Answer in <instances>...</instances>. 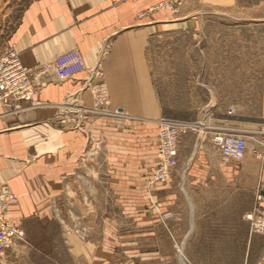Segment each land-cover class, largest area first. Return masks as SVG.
I'll list each match as a JSON object with an SVG mask.
<instances>
[{
    "label": "crops",
    "instance_id": "obj_1",
    "mask_svg": "<svg viewBox=\"0 0 264 264\" xmlns=\"http://www.w3.org/2000/svg\"><path fill=\"white\" fill-rule=\"evenodd\" d=\"M171 1L34 0L24 9L7 50L31 69L36 89L0 104V185L16 195L8 215L24 229L31 250L0 252V264H20L27 253L60 262L66 249L71 264H264V233L246 218L256 206L264 209L262 137H255L258 150H248L247 141L234 161L203 137L182 135L171 177L147 192L143 181L158 162L157 127L134 116L156 112L145 55L155 31L176 18L186 28L198 25L210 2L212 26L226 17L227 32L231 20L264 32V0H178L177 13L162 7ZM259 37L255 46L264 49ZM72 48L85 69L61 79L53 60ZM251 61L264 63V56ZM93 69L103 75L112 104L133 119L108 125L92 112L99 79ZM64 110L87 115L79 127L75 115L61 125ZM108 191L120 211L155 196L163 216L107 215ZM243 193L246 205L239 202ZM124 221L148 228L124 240Z\"/></svg>",
    "mask_w": 264,
    "mask_h": 264
},
{
    "label": "rangeland",
    "instance_id": "obj_2",
    "mask_svg": "<svg viewBox=\"0 0 264 264\" xmlns=\"http://www.w3.org/2000/svg\"><path fill=\"white\" fill-rule=\"evenodd\" d=\"M32 1L34 0H0V57L6 53L9 37L17 28L24 9ZM178 3V0H174L162 7L177 13ZM206 8L207 12H204L203 17L201 16L203 20L197 22L196 26L191 24L186 28L187 26L179 24L182 22L180 18L161 26L151 35L148 47L145 49L156 112L149 111L148 114L140 112L138 116H134L152 119L153 122L155 121L157 131L161 120L196 125L179 135L177 157L180 138L185 134H197L211 145H213L211 138L215 132L244 134L250 151L258 150L259 142H255V137L260 136L264 146V133H261L264 132V63L249 62L260 55L264 56V49L255 46V43L258 44L259 36L261 38L264 36V32L259 31L258 28L243 30L242 24L236 20H231L232 31L227 32L226 17L219 18V26H212L210 2ZM227 41L230 42L229 47ZM228 56L235 62H222ZM243 60L248 62L243 63ZM92 75L94 76L93 72ZM98 77L94 84L100 82L103 84L106 92L105 101L95 107L92 96V112L106 117L108 125L118 120L133 119V115L119 110L112 104L103 75L99 74ZM77 111L64 110V116H68L64 121L75 115L74 123L77 122L78 127L81 126V121L87 114ZM71 122L73 123V119ZM67 123L66 121L61 125ZM154 167L155 165L150 168V173ZM146 180L143 184L147 192L167 181L148 187ZM243 194L239 202L246 205L249 201L246 198L247 194ZM258 195L262 194L259 192L251 199L252 207L256 204ZM113 199L112 193L108 191L107 215L157 218L163 216L161 203L155 196L151 195L146 201H138L134 207L124 206L121 211L112 206ZM121 226L126 235L124 240H128L129 234L136 231L143 232L148 228L146 224L137 226L135 223L125 221ZM27 241L28 244H16L9 252L18 255L21 249L30 251L31 242L28 239ZM62 244L66 245V242L62 241ZM178 244L179 241H172V247ZM62 253L60 262L27 253L21 257L20 264H71L67 249L62 250ZM79 262L86 264L81 260Z\"/></svg>",
    "mask_w": 264,
    "mask_h": 264
},
{
    "label": "built area",
    "instance_id": "obj_3",
    "mask_svg": "<svg viewBox=\"0 0 264 264\" xmlns=\"http://www.w3.org/2000/svg\"><path fill=\"white\" fill-rule=\"evenodd\" d=\"M53 70L61 79L70 78L85 69L82 54L72 48L58 56L52 63ZM94 75L100 73L93 69ZM32 71L23 65L18 53L10 48L0 57V104L11 105L14 101L28 98L35 92ZM94 106L105 101L103 84L92 85ZM103 112V111H102ZM196 125L179 121L161 120L157 131L158 162L146 180L148 187H154L166 181L177 161V140L181 133ZM213 145L219 150L223 159L238 161L247 149V138L240 133L215 132L211 138ZM261 198V195H258ZM16 201V195L6 183L0 185V252L13 248L18 243L28 244L24 229L14 223L8 215L9 207ZM252 229L264 233V209L255 207L246 215Z\"/></svg>",
    "mask_w": 264,
    "mask_h": 264
},
{
    "label": "water",
    "instance_id": "obj_4",
    "mask_svg": "<svg viewBox=\"0 0 264 264\" xmlns=\"http://www.w3.org/2000/svg\"><path fill=\"white\" fill-rule=\"evenodd\" d=\"M261 194H263V193H261Z\"/></svg>",
    "mask_w": 264,
    "mask_h": 264
}]
</instances>
